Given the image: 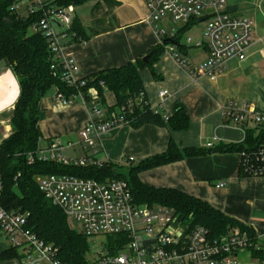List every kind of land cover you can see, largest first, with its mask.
Instances as JSON below:
<instances>
[{"label":"crops","instance_id":"0c3cea01","mask_svg":"<svg viewBox=\"0 0 264 264\" xmlns=\"http://www.w3.org/2000/svg\"><path fill=\"white\" fill-rule=\"evenodd\" d=\"M115 1V5L108 7L103 0H89L90 8L98 5V10L90 16V24L85 28L93 26L94 18H100L98 28L108 30L84 41L71 40L63 46V53L77 64L80 78L141 58L160 42L154 24L149 22V10L144 0ZM80 5H74V18L78 20ZM226 10L233 17H244L252 23L253 40L243 60L230 59L214 79L207 75L191 76L177 63L166 45L151 68L140 72L149 105L162 114L172 115L175 104H183L189 119L188 128L172 130L168 125L145 124L137 128L128 124L115 125L101 137L100 160L127 167L129 158H133L131 164H136L164 152L170 140L180 148H205L206 142L212 138H217L214 145L243 141L244 125L225 117L224 112L231 103L244 101L251 104L256 112L264 113V0H226ZM202 31L203 28L194 37H188L199 40ZM180 40L183 45L185 41ZM181 51L188 66L202 62L207 56L204 45L194 46L193 50L182 47ZM0 66L1 142L12 131L9 119L4 115L13 109L19 85L13 71L2 61ZM51 88L53 94L47 96ZM51 88L39 101L41 137L43 141L58 137L74 142L88 119V109L77 102L64 108L56 107L53 95L57 89L55 86ZM162 89H166L168 94L159 98L157 92ZM116 103L115 94L105 90L101 103L103 108L116 107ZM245 127L253 128L254 124L248 122ZM240 160L239 152L207 153L142 170L138 175L148 185L177 188L205 200L224 215L249 226L259 247L264 250V175L241 176ZM219 183L223 185L217 186ZM6 247L0 244V253ZM257 257L253 254L251 257L245 251L236 255L240 264H257ZM0 264L20 263L14 258L0 261Z\"/></svg>","mask_w":264,"mask_h":264},{"label":"built area","instance_id":"2783aa9c","mask_svg":"<svg viewBox=\"0 0 264 264\" xmlns=\"http://www.w3.org/2000/svg\"><path fill=\"white\" fill-rule=\"evenodd\" d=\"M60 2L15 0L12 8L20 16H37L30 28L46 36L53 59L51 68L59 67L60 79L76 89L69 96L56 91L54 105L64 108L77 102L87 107L89 116L76 141H63L58 137L42 140L35 154L29 155V162L37 159L64 165L101 166L104 163L98 158L101 137L113 126L123 124L122 118L103 108L97 88H105L102 79L97 81V87L89 86L86 91L81 90L86 80L78 77L77 64L63 53L66 42L76 37L75 31L71 30L75 6ZM144 2L149 10V22L154 24V30L160 36L159 41L165 38L177 63L185 67L191 76L207 75L214 79L230 59L243 60L252 43L251 21L233 17L226 10V0ZM190 21L194 24L203 22L202 38L194 41L188 37L181 47L204 45L207 50L206 59L194 66H188L182 51L174 44L178 30ZM167 24L171 27L169 30L166 29ZM167 94L166 89L157 92L159 98ZM143 96L142 93L140 97ZM224 116L238 124H264V113L256 112L251 104L244 101L231 103ZM216 140L212 138L205 146H213ZM65 149L71 154L64 155ZM74 151L78 154H73ZM132 160L129 158V161ZM240 164L249 176L264 175V145L241 154ZM222 185L219 183L217 186ZM39 189L90 238L119 233L127 235L128 242L117 252H108L100 244L94 252V264H240L236 259L239 252L245 251L252 257L253 251L260 250L257 241L238 229L213 239L206 227L192 225L182 219L172 206L136 203L127 182L121 178L99 181L70 174H47L41 177ZM3 239L9 242L7 246L18 249L20 264H64L58 258L57 250L27 227L24 214L0 206V240ZM256 261L257 264H264V253Z\"/></svg>","mask_w":264,"mask_h":264},{"label":"trees","instance_id":"16d2710c","mask_svg":"<svg viewBox=\"0 0 264 264\" xmlns=\"http://www.w3.org/2000/svg\"><path fill=\"white\" fill-rule=\"evenodd\" d=\"M15 0H0V61L9 67L17 78L19 94L13 109L8 115L12 131L0 142V206L6 210L22 213L27 218V227L44 242L51 244L57 250L58 258L64 264H94V258L89 259L90 237L73 227L66 215L57 205L53 204L39 189V181L47 174H70L80 177H91L99 181L110 178L125 180L130 188L134 201L138 204H162L172 206L179 212L182 219L193 224H199L209 230L211 238L216 239L238 229L245 232L252 240L254 234L249 226L224 215L205 200L189 195L173 187H154L142 182L139 172L162 164L170 163L191 156L207 153L239 152L249 153L264 145V124L253 128H244V139L239 143H219L211 147H178L172 140L160 154L149 156L136 164L127 167L104 162L101 166L64 165L54 161L35 159L29 162V155L35 154L41 141L39 130V101L51 86L56 87L66 96L76 91L60 79L59 67L51 68L52 56L47 45V38L40 31L30 27L37 16H20L12 8ZM89 0H61L62 5H80ZM111 7L115 0H103ZM98 10V5L91 9V16ZM93 26L85 28L74 18L71 30L75 31L73 41H84L98 33L107 31L98 28L100 18H94ZM194 22L190 21L178 30L174 44L181 50L179 39ZM165 39V38H164ZM164 39L148 50L147 61L143 57L128 61L117 67L109 68L84 78L86 85L81 88L97 87V81L102 79L105 88L97 87L100 102H103V92L112 91L116 96V107L107 108L122 118L123 124L133 128L145 124L157 126L168 125L172 130H185L189 119L183 104L176 103L172 115H163L151 108L144 94L140 72L151 68L164 51ZM183 53V52H182ZM144 94L141 98V94ZM241 176L247 175L239 167ZM102 244L108 252H117L128 242L124 233L104 235ZM264 250L253 251V256L263 255ZM18 249L7 246L0 253V261L18 258Z\"/></svg>","mask_w":264,"mask_h":264},{"label":"rangeland","instance_id":"374dc122","mask_svg":"<svg viewBox=\"0 0 264 264\" xmlns=\"http://www.w3.org/2000/svg\"><path fill=\"white\" fill-rule=\"evenodd\" d=\"M89 1L85 2L84 4L78 6L79 8L77 9V15H78V18L79 20L81 21L82 25L84 27L88 26L90 24V6H89ZM204 27V24L203 22H196L193 27L190 29V31L186 34H184L182 37H181V42H184L186 37L188 36H191V37H194V35L196 33H200V31L202 30V28ZM171 27L167 24L166 25V29L169 30ZM190 49L193 50L194 46H191L189 47ZM53 89L51 88L48 92H47V96L50 95V94H53L52 93ZM63 154L64 155H70L71 154V151L68 150V149H65L63 151ZM73 154H78L77 151H74ZM73 227L78 229V225L73 223ZM104 235H101V236H96V237H92L90 239V253H89V259H93L94 258V255H95V250H97L99 247H100V244H102V241L104 240ZM0 244L1 246H5V245H8L9 242L7 240H0Z\"/></svg>","mask_w":264,"mask_h":264},{"label":"water","instance_id":"95a60500","mask_svg":"<svg viewBox=\"0 0 264 264\" xmlns=\"http://www.w3.org/2000/svg\"><path fill=\"white\" fill-rule=\"evenodd\" d=\"M231 12V11H230ZM166 40H164V43L166 44ZM147 59H148V55H145L144 57H143V61H147ZM8 113H10V111H8Z\"/></svg>","mask_w":264,"mask_h":264},{"label":"bare ground","instance_id":"6f19581e","mask_svg":"<svg viewBox=\"0 0 264 264\" xmlns=\"http://www.w3.org/2000/svg\"><path fill=\"white\" fill-rule=\"evenodd\" d=\"M12 88V87H11ZM16 90L15 86H14V91ZM5 94V93H4ZM12 94H14V92H12ZM7 103V102H6Z\"/></svg>","mask_w":264,"mask_h":264}]
</instances>
